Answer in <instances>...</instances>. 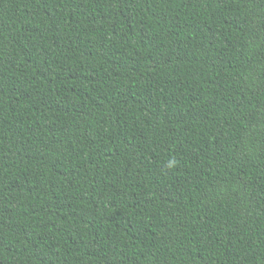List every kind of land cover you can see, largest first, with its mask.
Segmentation results:
<instances>
[{"label": "trees", "instance_id": "obj_1", "mask_svg": "<svg viewBox=\"0 0 264 264\" xmlns=\"http://www.w3.org/2000/svg\"><path fill=\"white\" fill-rule=\"evenodd\" d=\"M0 264H264V0H0Z\"/></svg>", "mask_w": 264, "mask_h": 264}]
</instances>
